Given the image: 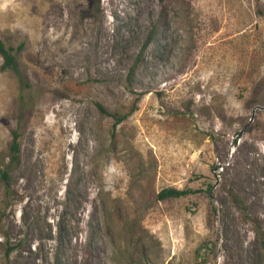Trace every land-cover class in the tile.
<instances>
[{
    "label": "rangeland",
    "instance_id": "1",
    "mask_svg": "<svg viewBox=\"0 0 264 264\" xmlns=\"http://www.w3.org/2000/svg\"><path fill=\"white\" fill-rule=\"evenodd\" d=\"M0 39V264H261L264 0H0Z\"/></svg>",
    "mask_w": 264,
    "mask_h": 264
},
{
    "label": "trees",
    "instance_id": "2",
    "mask_svg": "<svg viewBox=\"0 0 264 264\" xmlns=\"http://www.w3.org/2000/svg\"><path fill=\"white\" fill-rule=\"evenodd\" d=\"M21 51H22V45L14 48L12 46L6 45V43L0 39V59H1L0 72L12 74L18 82L21 81L20 79L21 69L19 66V62L17 60V54ZM10 136H11V140L8 144V152L6 156L2 158L0 163V179L5 187L6 198H10L13 195L9 184L8 169L10 166L15 167L19 163L21 156V142H22L23 131L18 126L16 127V129H12L10 131ZM210 189L211 188H208L207 192H209ZM189 194H191V191L189 190H178L174 188H168L159 192L156 195V199L157 201L161 202L172 199H180L185 196H188ZM228 195L230 196L232 201H234L239 212L245 214L247 208L245 206V203L238 197V195L233 190H229ZM252 223L255 225V229H254L255 239H257L259 243V248L261 252V264H264V231L259 221L253 220ZM2 236L6 238L5 233H2ZM11 250H12L11 248L7 249L6 251L7 257L9 256ZM53 264H59V259L57 257L55 258V262H53Z\"/></svg>",
    "mask_w": 264,
    "mask_h": 264
}]
</instances>
